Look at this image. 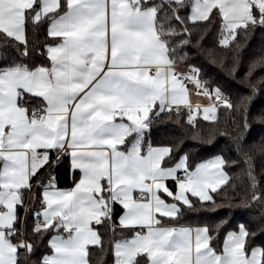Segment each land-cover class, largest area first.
I'll use <instances>...</instances> for the list:
<instances>
[{
  "label": "crops",
  "instance_id": "obj_1",
  "mask_svg": "<svg viewBox=\"0 0 264 264\" xmlns=\"http://www.w3.org/2000/svg\"><path fill=\"white\" fill-rule=\"evenodd\" d=\"M65 1L66 12L48 29L51 37L60 39L48 48L52 66L0 74V264H16V246L8 234L21 192L43 166L37 155L48 158L50 150L67 152L71 171L79 173V179L70 189L54 186L42 194L44 228L65 232L51 238L48 264H88V248L101 242L93 224L104 214L97 197L104 181L113 226L137 233L115 244L113 264H132L141 254L147 255V264H261L260 249L244 252L243 227L227 234L217 256L205 228L158 225L159 216L175 217L179 212L178 205L161 194L184 205L190 204V196L207 202L228 177L223 160L214 157L185 180L186 157L166 168L163 161L170 149L149 144L146 125L155 107L212 108L209 96L185 85L186 70L172 65L157 34L155 13L141 7L149 0ZM191 1V21H204L217 10L233 27L252 19V3L263 4ZM35 2L0 0V31L25 42V13ZM60 2L39 0V16L56 12ZM22 95L44 100L41 121L20 105ZM171 181L177 182L175 193L168 186Z\"/></svg>",
  "mask_w": 264,
  "mask_h": 264
},
{
  "label": "trees",
  "instance_id": "obj_2",
  "mask_svg": "<svg viewBox=\"0 0 264 264\" xmlns=\"http://www.w3.org/2000/svg\"><path fill=\"white\" fill-rule=\"evenodd\" d=\"M264 1V0H263ZM191 0H149L141 3L143 9L155 13L158 37L174 67L198 72L199 79L211 99L227 96L225 105L212 107L214 119H208L202 109H196L191 119L186 109L154 108L147 121L151 147H168L170 155L163 166L172 167L183 156L187 159V174H192L203 162L214 157L223 160V171L228 181L212 193L211 200L201 201L190 196L189 205L161 194L170 203H176L175 217H158L160 226H188L205 228L210 238V249L217 256L223 252L225 238L241 227L246 231L244 252L258 248L264 264V4H251V20L232 32L228 44L226 23L219 11L214 10L204 21H191ZM40 3L25 13L26 40L21 43L0 31V74L10 70L33 73L49 69L52 61L50 46L60 39L49 35L51 22L67 10L65 0L59 9L45 17L39 16ZM31 118L36 110L44 109L41 97L22 95L19 101ZM1 167V166H0ZM54 176L52 183L50 177ZM188 176V175H186ZM79 179L71 171L70 156L56 150L48 152L43 166L32 177L33 195L29 189L21 192L16 221L8 234L16 246V264H48L51 255L49 242L60 228H37L35 216L43 204L42 194L51 187L70 189ZM173 193L177 182L168 183ZM97 197L103 204L104 214L93 224L100 237V245L89 247L88 264H113L114 246L137 233L130 229L115 228L109 203V186L103 182ZM25 239L27 247H21ZM146 254L138 255L132 264H147Z\"/></svg>",
  "mask_w": 264,
  "mask_h": 264
},
{
  "label": "built area",
  "instance_id": "obj_3",
  "mask_svg": "<svg viewBox=\"0 0 264 264\" xmlns=\"http://www.w3.org/2000/svg\"><path fill=\"white\" fill-rule=\"evenodd\" d=\"M186 73H187V77H184V78L182 77V80L184 81L185 85L193 86V90L196 93L208 94L207 90L204 88L203 84L201 83V80L199 79L198 72L196 70L188 69L186 71ZM196 82H198V84L195 85L194 83H196ZM227 102H228V97L227 96H216L215 98H213V100L211 102V105H213V106H215V105H225ZM193 114H194V109L193 108H189L187 110V118L189 119V117H191ZM43 115H44L43 110H36L33 113V119L37 120V121H41L43 119ZM206 118L213 119L214 118V113L207 114ZM44 159H45V155L43 153H39L37 155V160L38 161H43ZM184 179L187 180L188 176H185ZM50 181L52 183H54V181H55L54 176L50 177ZM33 187H34V183L31 182V184H30V186L28 188L29 189V192H28L29 198L30 197H34V195H33ZM42 208H43V204L39 207L40 211H41ZM0 211H1V208H0ZM35 220H36V227L37 228H43L44 227V222H43V219L41 217L40 212L35 216ZM139 234H142V233H139ZM13 236H14V234L12 233L10 235V237H13ZM20 245H21V247H24V248L27 247V243H26L24 238H22V240L20 242Z\"/></svg>",
  "mask_w": 264,
  "mask_h": 264
},
{
  "label": "rangeland",
  "instance_id": "obj_4",
  "mask_svg": "<svg viewBox=\"0 0 264 264\" xmlns=\"http://www.w3.org/2000/svg\"><path fill=\"white\" fill-rule=\"evenodd\" d=\"M263 4H264V1H263ZM262 6L263 5H261L260 7L262 8ZM196 11V10H195ZM193 13H195V12H193ZM243 25V24H242ZM237 26H234L233 27V25H230V24H226L225 25V30H226V32H227V34H226V36L224 37V39L222 40V43L223 44H228V42H229V40H230V38H231V36H232V32L234 31V29L236 28ZM187 71V70H186ZM201 95H207V96H209L208 94H201ZM212 100L213 99H211V101H210V103L212 102ZM211 107H214L213 105H211ZM189 108H193L194 109V114H195V111H196V109H202V111H203V114L205 115V117H206V115L207 114H210V113H214L213 112V110H212V108L210 109V110H204V108H202V107H195V106H191V107H186L185 109H186V111L189 109ZM182 109H184V108H180L179 110H182ZM193 114V115H194ZM193 115L191 116V117H189V119H191L192 117H193ZM214 119V118H213ZM191 176V173L190 174H188V178ZM183 179V178H182Z\"/></svg>",
  "mask_w": 264,
  "mask_h": 264
}]
</instances>
